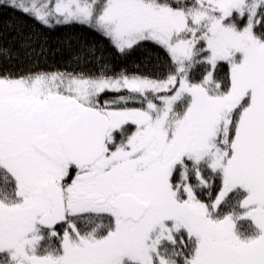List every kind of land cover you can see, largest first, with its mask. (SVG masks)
Here are the masks:
<instances>
[{
    "label": "snow or ice",
    "instance_id": "snow-or-ice-1",
    "mask_svg": "<svg viewBox=\"0 0 264 264\" xmlns=\"http://www.w3.org/2000/svg\"><path fill=\"white\" fill-rule=\"evenodd\" d=\"M0 8L160 50L117 69L69 35L71 69L47 68L61 49L24 36L35 67L0 74V264H264V0Z\"/></svg>",
    "mask_w": 264,
    "mask_h": 264
},
{
    "label": "trees",
    "instance_id": "trees-1",
    "mask_svg": "<svg viewBox=\"0 0 264 264\" xmlns=\"http://www.w3.org/2000/svg\"><path fill=\"white\" fill-rule=\"evenodd\" d=\"M21 31L23 35L19 34ZM30 32H40V43L46 41L47 47L50 50L55 51L58 48L61 49L59 52H56L55 55L49 54L46 60L40 61L41 66L47 68L63 69L68 67L71 69L72 64L69 61V50L63 46L64 38L69 35L77 40L99 43L111 56L112 62L116 65L117 69L125 65L131 69L133 65H142L145 61H152L153 57L160 55L159 49L149 47L140 49L131 57L121 60L119 57L111 55L114 50L108 46L103 38L90 31L82 28H73L66 31L44 33L41 32L39 26L34 24L30 19L21 16L13 10L0 8V74H15L19 71H27L35 67L32 60L28 59L25 55V50L20 47L24 36ZM40 43H37V48L40 47ZM17 53H19V56L16 55ZM92 67L94 66H89V68ZM195 75L198 78L199 72ZM244 195V192H239L238 196L234 197L233 202L235 198L239 200L242 199ZM231 206L232 205H230L229 208Z\"/></svg>",
    "mask_w": 264,
    "mask_h": 264
},
{
    "label": "rangeland",
    "instance_id": "rangeland-1",
    "mask_svg": "<svg viewBox=\"0 0 264 264\" xmlns=\"http://www.w3.org/2000/svg\"><path fill=\"white\" fill-rule=\"evenodd\" d=\"M241 192H243V191H241ZM227 210H228V211H231L232 209L230 210V209L228 208ZM249 225H250V227L247 226L245 222H243V221L240 222V228H241V230H242V231H245V232L248 231V234H251L253 231H255V229H254V226L252 227L251 224H249Z\"/></svg>",
    "mask_w": 264,
    "mask_h": 264
}]
</instances>
